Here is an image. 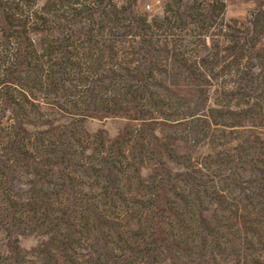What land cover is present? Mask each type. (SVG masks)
<instances>
[{
	"label": "rangeland",
	"instance_id": "obj_1",
	"mask_svg": "<svg viewBox=\"0 0 264 264\" xmlns=\"http://www.w3.org/2000/svg\"><path fill=\"white\" fill-rule=\"evenodd\" d=\"M0 264H264V0H0Z\"/></svg>",
	"mask_w": 264,
	"mask_h": 264
}]
</instances>
